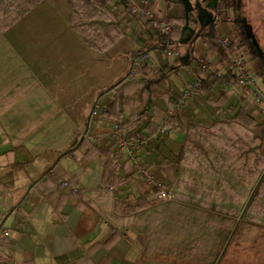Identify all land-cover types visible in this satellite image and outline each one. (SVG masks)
<instances>
[{
  "label": "crops",
  "instance_id": "1",
  "mask_svg": "<svg viewBox=\"0 0 264 264\" xmlns=\"http://www.w3.org/2000/svg\"><path fill=\"white\" fill-rule=\"evenodd\" d=\"M187 1L153 0L157 18L187 19L182 47L169 55L158 46L154 22L134 15L122 0H0V264L228 263L223 262L221 245L214 252V239L206 236L212 222L197 217L205 211H226L233 204L195 201L193 197L219 193L213 185L192 186V179H219L213 173H223L222 168L213 164L233 156L234 151L223 156L222 149L235 147L238 155L244 148V128L237 125L230 134L228 124L214 123L234 116L236 109L230 106L236 101H230L215 111V93H202L169 114L176 92L195 79L188 66L180 67L198 55L190 50L199 40L185 48L193 19ZM72 18L102 48L90 46ZM198 22L201 25L199 15ZM214 50L207 51L211 61L216 59ZM231 57L217 69L228 73L238 96L253 102L252 88L233 83ZM144 59L169 67L168 81L158 92L146 88L144 93L151 122L135 115L112 116L106 107L116 88L137 79L130 73ZM251 64L256 67H247L254 73L263 63ZM202 100L206 107H196ZM251 110L259 133L264 103L252 104ZM164 119L168 130L152 142L151 153L140 151L141 161L179 196L146 207L153 195L144 197L142 184L134 182L138 204L131 210L120 205L117 177L104 164L106 148L98 145L109 140L107 133L117 122L134 121L136 130L151 135ZM208 150L220 151L212 158ZM114 158L129 160L122 149L114 150ZM177 170L190 180L189 187H172L169 173ZM106 185L112 190H104ZM225 239L227 244L228 236Z\"/></svg>",
  "mask_w": 264,
  "mask_h": 264
},
{
  "label": "trees",
  "instance_id": "2",
  "mask_svg": "<svg viewBox=\"0 0 264 264\" xmlns=\"http://www.w3.org/2000/svg\"><path fill=\"white\" fill-rule=\"evenodd\" d=\"M122 1L126 5L128 4L126 0ZM211 4L212 11L216 16V21H218L220 17L231 16L233 18L232 22L234 25V30H240V33L236 39L238 44L237 48H239V50L241 51H244H242V53H244V61L249 62L258 57L259 52L255 47L253 39L251 35H248L245 31L243 25L244 21L241 19V15L237 17V10L234 9V6L230 5L228 3V0H212ZM133 14L137 15L135 13ZM142 18H144L147 22H150V19L146 16H143ZM71 20L73 21L74 25L76 24L78 26V29L81 31V33L84 34L86 41H88L90 46L94 48H102V46H100V41H98V39L93 38V36L90 35L89 31H87L86 27H83V25L81 26L77 21H75V19L73 20V18ZM186 25L187 19L175 18L173 21V27L171 32H160L158 46H165L168 38H171L172 46H174L173 51L180 50V47H182L180 45L181 39L185 37L186 34ZM217 34L218 31L216 29V25H209L205 28H202L201 32L197 35V37H195V42L196 40H202L204 47L201 50H197L195 47L193 48V50H190L191 54L197 53L198 55L196 56L194 54L192 58L183 60L185 62L180 65V67L188 66V68L194 72L195 79L193 82L200 83L203 89L202 93L208 92L215 93L218 95V98H214L213 101V107L218 113L222 109H224L227 103H229L230 101H236L235 104H230V106L232 107L236 106L235 115L218 119L214 121V123L228 124V130H230V134H235L237 130V125L239 126V129L240 127L244 128V148L238 149V155H235V147L222 149L223 156L224 152H234L233 156H224L226 157V161L222 162L221 164H213V167L216 166L222 168L223 173H213V176H219V179L214 178L212 180H206L204 175L209 176L211 172H202L204 179H192V182L194 184L192 186L204 189L206 185H213V188H215V192L219 194L213 196L210 195V197H193V199L202 204H210V199H212V201L216 203L227 201L228 203L233 205H229L226 211H218V213H224L227 216L239 218L242 221L248 220L250 222H255L258 220V222L264 223V132L260 131L258 133L256 130V124L258 120L256 119V117H254L253 112L251 110L253 102L248 100V98L238 96V94L235 93V90L231 87L232 84L226 80H223V77H219L220 71L217 69V67L219 64H223L229 59V53L227 48L223 44L218 42ZM213 46L215 47L214 54L216 55V59L211 61L207 49ZM206 59L209 60L213 66H211L210 69L204 68L202 61ZM168 69V65H165L163 67L157 66L154 63L150 62L148 59L139 61L137 70H135L137 79L122 82L118 86V88H116L115 97H113V99L107 105L106 110L110 111L112 116H117L119 118H121L123 114L127 115V117L135 115L137 117V120L142 117L143 119L147 118L148 122H151V116L147 112V103L144 99V93L146 92V88H148L152 94L158 92V88H160L163 83H166L168 81ZM254 73L256 74V76L263 77L264 63L262 64L260 69L256 70ZM232 76L234 77L233 71ZM176 93L177 99H179L181 97V93ZM181 107H183V105L177 106V108ZM122 126L131 137L137 138L142 135H148L143 134V130H136L134 121L127 125L125 123ZM88 136H90V134ZM108 138L109 140L106 143L98 145L101 149L103 147L106 148V151L108 153V159L104 164L106 167H109L110 170L113 171V173H115V176L117 177L116 188L117 192H119L120 195V205H124V207H128L133 210V208L136 207V205L138 204V201L135 200V197L133 195V183L140 182L142 184L143 189L142 194L144 195V197L148 198L152 196L155 192H157L158 186L156 182L159 181L155 178L153 172H151V169L148 164H145L141 161L142 155L140 151L142 150L146 154L148 153L146 149H138L136 151V156L134 160H131L128 156L129 160L132 161L133 165H131V161L129 162V160H115L114 150L119 149L117 147V140L113 137ZM87 140L90 139H88L87 137ZM152 142L150 144L151 149ZM219 151L220 150H208V154L209 156L211 155L212 158H216L215 155L219 154ZM251 156H254L253 164L255 165L262 161V170L259 171V173L256 175V177H258V180L253 183L252 191L245 201L244 180L247 165L246 158L250 157L251 159H248V161H252ZM134 167L136 168V170L132 171ZM140 168L145 170L148 174L152 175L156 182L154 184H149L146 177L138 171ZM173 169L174 168L172 167L171 170L173 171ZM208 169L209 166H207V170ZM169 174L171 175L170 182L172 187H189L190 180L187 179V177L183 178V173L180 172V170H177L173 173L170 172ZM235 174L239 176V179H236ZM240 175H243L244 178H240ZM174 190L175 199H177V196L179 195L176 194V189ZM236 191L239 192L238 195L235 193ZM220 193H223L225 195H221ZM181 198L185 199L188 197L183 195ZM205 199L208 200L205 201ZM155 202L156 200L154 199L153 203ZM256 214L262 216V221L259 219H255Z\"/></svg>",
  "mask_w": 264,
  "mask_h": 264
},
{
  "label": "rangeland",
  "instance_id": "3",
  "mask_svg": "<svg viewBox=\"0 0 264 264\" xmlns=\"http://www.w3.org/2000/svg\"><path fill=\"white\" fill-rule=\"evenodd\" d=\"M187 2L190 8L193 10V13L191 15L193 16L194 20L191 19L192 16H190L191 28L187 30H188V34H190L191 36H190V39L188 40L189 44L185 47L186 49L190 47L191 42L195 39V37L202 30V26L198 22L199 10L197 8L196 0H188ZM200 2L209 11L213 12L212 7H211L212 0H200ZM228 3L234 6V9L237 10L236 11L237 17L241 15V19L244 21L243 22L244 29L248 35H251L253 42L255 44V47L257 51L259 52V56L249 62L244 61V53H242L243 50L241 51L239 50V48H237L238 44H237L236 39L240 33V30L239 29L234 30V25L232 22L233 18L231 16L220 17L218 19L217 25H216V29L218 31L217 36L224 35V36L231 37L232 45H234V47L237 48L236 50L237 54L241 55L246 66H249L250 68H254L255 65L252 66V64L250 65V63H264V0H228ZM158 19L168 22L173 27V21L167 20L165 18H158ZM157 30L161 32L160 29H157L156 27L153 26V31L155 33H160ZM151 45L153 44H150L147 48H149ZM194 46L197 50H201L204 47L202 40H199L196 43H194ZM133 47L135 48V50L139 48L136 46V44H134ZM163 47L166 53L168 54L169 53L172 54L175 52L173 51L174 46H172V43L169 44L168 50H166L167 49L166 46H163ZM185 48H183V50H185ZM214 49L215 47L213 46V47L208 48L207 51L212 53ZM227 74H228L227 72L225 73L221 71L219 73V77H223V80L230 82V80L232 79L228 77ZM133 76H136V75H133ZM257 77L260 80V85H261V90H262L261 96L263 100L258 101V99L255 98V100L253 101V104L255 103L263 104L264 103V79L259 76ZM233 83L236 84L235 81ZM190 84L191 83L187 84L186 86ZM241 88L243 87H240V89ZM188 102H189V99L186 100L184 105H186ZM195 105L196 107L198 106L206 107V104H204L203 100L199 103H196ZM261 132H264V128L261 130ZM251 157H252V161L251 160L248 161V159H251L250 157L246 158L247 165H246L245 180H244L245 201L248 195L252 191L253 183H255L258 180V177H256V175L259 173V171L262 170V161H260L258 164L255 165L253 164L254 156H251ZM158 181L162 184L163 187L165 188L167 187V184L165 183V179L164 180L158 179ZM174 201H176V199ZM167 202H171V201H163V202H158V203H167ZM147 203L148 201L144 205L146 206ZM201 214H203L202 218L197 217V219H206L207 221L210 220L212 222V227L207 228L206 236L207 237L212 236V238L214 239V243H213L214 252H216L218 249V246L220 248V245H221L223 253L225 252V255H223V259H224L223 262L227 260L228 261L227 264H234L235 262H244L245 264H250L251 262L252 264L253 262L255 264L257 263L264 264V223L258 222V220L255 222H250L248 220L242 221L239 218H233V217L225 215L224 213L221 214L218 212L205 211ZM255 219L261 220L262 216L256 214ZM227 236H228V243L226 244L227 239H225V237ZM220 237L222 238L221 242L219 241Z\"/></svg>",
  "mask_w": 264,
  "mask_h": 264
},
{
  "label": "built area",
  "instance_id": "4",
  "mask_svg": "<svg viewBox=\"0 0 264 264\" xmlns=\"http://www.w3.org/2000/svg\"><path fill=\"white\" fill-rule=\"evenodd\" d=\"M127 6L130 8L132 13L137 15H143L149 18L152 22H154L155 26L159 28L161 31L164 32H171L172 25L164 20H160L156 16V10L154 8L153 0H126ZM217 39L220 43H222L228 50V53L232 56V71L234 73V79L238 86L243 88H252L253 94L258 101H262V90L260 85V80L258 77L251 72L246 64L244 63L241 55L237 54V48L232 45V39L229 36L219 35ZM166 42V50L169 48V42ZM169 52V51H168ZM171 52V51H170ZM204 68L210 69L212 64L209 60L202 61ZM135 75V68L132 69L130 76ZM202 86L198 82H193L190 85L186 86L181 91V97L173 102L172 106L169 108V114L173 112L177 106H184L186 100L195 98L196 96L202 93ZM169 123L166 119H164L161 124L159 125L158 129L155 133L151 135H142L140 137L134 138L131 137L127 131L123 128L121 123H115L112 126V129L107 133L109 137H113L117 140V147L119 149L125 150L130 157L131 160L135 159L136 151L138 149H146L148 153H151V142L161 138L164 133L168 130ZM87 134V133H86ZM97 137H94L96 139ZM143 176L146 177L149 184H154L156 181L154 177L148 174L145 170L140 168L138 170ZM158 186L157 192L153 194V199L149 200L146 204L147 207H150L155 199L156 202H163V201H173L175 199V193L171 189H167L162 186L160 182H156ZM64 185H68L67 182ZM104 190H112L110 186L102 187ZM2 234L5 236L7 235L6 231H2Z\"/></svg>",
  "mask_w": 264,
  "mask_h": 264
},
{
  "label": "water",
  "instance_id": "5",
  "mask_svg": "<svg viewBox=\"0 0 264 264\" xmlns=\"http://www.w3.org/2000/svg\"><path fill=\"white\" fill-rule=\"evenodd\" d=\"M197 8L199 10V19L203 28L215 24L216 16L213 12L204 7L200 0H197Z\"/></svg>",
  "mask_w": 264,
  "mask_h": 264
}]
</instances>
